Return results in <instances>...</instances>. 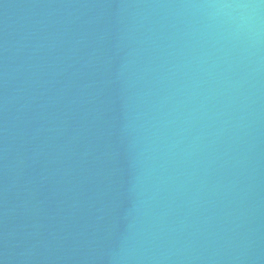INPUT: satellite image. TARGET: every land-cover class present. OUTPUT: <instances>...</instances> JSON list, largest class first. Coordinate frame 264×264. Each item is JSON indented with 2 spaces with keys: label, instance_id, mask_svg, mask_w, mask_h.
I'll list each match as a JSON object with an SVG mask.
<instances>
[{
  "label": "water",
  "instance_id": "1",
  "mask_svg": "<svg viewBox=\"0 0 264 264\" xmlns=\"http://www.w3.org/2000/svg\"><path fill=\"white\" fill-rule=\"evenodd\" d=\"M0 264H264V0H0Z\"/></svg>",
  "mask_w": 264,
  "mask_h": 264
}]
</instances>
